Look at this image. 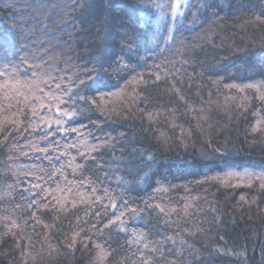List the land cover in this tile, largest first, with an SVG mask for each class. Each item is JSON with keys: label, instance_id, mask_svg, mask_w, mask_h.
<instances>
[{"label": "trees", "instance_id": "obj_1", "mask_svg": "<svg viewBox=\"0 0 264 264\" xmlns=\"http://www.w3.org/2000/svg\"><path fill=\"white\" fill-rule=\"evenodd\" d=\"M2 71L0 264H264V0H0Z\"/></svg>", "mask_w": 264, "mask_h": 264}, {"label": "snow or ice", "instance_id": "obj_2", "mask_svg": "<svg viewBox=\"0 0 264 264\" xmlns=\"http://www.w3.org/2000/svg\"><path fill=\"white\" fill-rule=\"evenodd\" d=\"M187 3H188V0H175V9H179V8H181L182 4H187ZM155 7L161 8L163 6L160 4H156ZM175 14L176 13L174 11L173 16H175ZM168 40L171 41L172 37L169 36ZM151 42L155 43V39H153ZM141 59H143V57H141ZM5 75H8V73L6 71L0 72V76H5ZM33 75H35V73H33ZM59 79H60L59 77L53 78V83L48 85L49 92L46 94V96L49 100H51L53 102H58V104L62 105V104L66 103L64 101V99H62V96L66 94L68 96V98L71 99L73 94L70 91H68L67 89L62 88L61 83L58 82ZM157 79H159V76H157ZM42 82L47 83L46 81H39V82L33 81L28 90L31 92L32 89L35 88V89L43 92V89H40V83H42ZM81 83H83V81H81ZM91 86H93V85H89V87H91ZM95 86L97 87V90H99V86L98 85H95ZM53 92H56L59 94H53ZM21 95H23V94L21 93ZM36 99L40 102V109L43 110L46 107L43 99H41L40 97H36ZM80 99H84V97H80ZM48 111L52 112V108H48ZM55 112L58 113L61 118L53 121V123L57 127L61 128V130H63V125L67 122V120H71L79 114V110H77V109H73L71 111H64L59 106H57L55 108ZM32 114H33V116H36L37 112L34 110ZM41 120H42V123L47 125V127H49V128L52 127V123H48L47 120H45L43 117H41ZM257 127H259V124L257 125ZM254 130H256V129H254ZM73 131H75V129H73ZM38 150L41 152L45 151V149H38ZM92 190L95 191V189H92ZM105 196H106V198L111 199V197H109L107 193H105ZM33 203H35V201H33ZM111 208L114 210L117 209V203L112 202ZM132 211L134 212L135 210L132 209ZM160 211L163 212V209H160ZM123 215H124V212H123V210H121V214L119 217H117V220H120Z\"/></svg>", "mask_w": 264, "mask_h": 264}]
</instances>
